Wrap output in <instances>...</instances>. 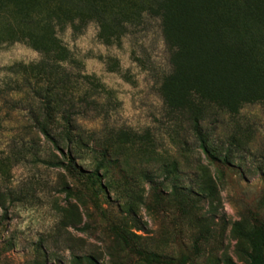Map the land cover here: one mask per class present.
<instances>
[{
	"label": "rangeland",
	"instance_id": "rangeland-1",
	"mask_svg": "<svg viewBox=\"0 0 264 264\" xmlns=\"http://www.w3.org/2000/svg\"><path fill=\"white\" fill-rule=\"evenodd\" d=\"M12 1L0 0V264H155L144 252L248 264L243 233L264 222V104L209 111L211 161L193 119L165 101L161 17L114 0H19L50 18L53 40L39 43ZM115 13L130 16L111 30ZM67 116L91 140L80 176L43 131L66 151Z\"/></svg>",
	"mask_w": 264,
	"mask_h": 264
},
{
	"label": "trees",
	"instance_id": "trees-1",
	"mask_svg": "<svg viewBox=\"0 0 264 264\" xmlns=\"http://www.w3.org/2000/svg\"><path fill=\"white\" fill-rule=\"evenodd\" d=\"M18 1L11 2L15 6L12 13L16 22L27 26V29L21 28L26 30L24 34L36 37L39 43H50L53 40L51 27L47 24L50 18H34L26 7L21 13ZM21 1L29 6L33 3L32 0ZM121 2H129V7L134 10L147 9L161 17L172 65V72L166 77L162 89L165 101L171 110L193 119L194 130L201 138L200 146L214 161L218 157L202 132V121L208 117L209 111L215 109L238 115L245 104H264V0H114L111 7ZM127 16L130 15H112L111 30L119 26L117 23L121 19H128ZM40 26L45 30L43 34L36 32ZM66 121V151L46 126L43 131L64 156L66 162L58 164H65L63 166L69 172L80 176L76 160L81 149L91 140L88 136L86 140L74 135L69 116ZM107 157L105 150L91 177L98 176L100 168L106 167L104 160ZM222 162L229 164L230 156H225ZM243 235L251 246L248 264H264V222L257 220L254 229ZM121 237L129 246L128 237L125 234ZM143 254L150 263L187 264L186 256L175 262L156 253ZM88 259L90 264H96L92 257Z\"/></svg>",
	"mask_w": 264,
	"mask_h": 264
}]
</instances>
